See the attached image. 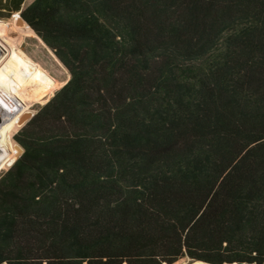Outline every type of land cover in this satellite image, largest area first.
<instances>
[{
    "label": "trees",
    "instance_id": "obj_1",
    "mask_svg": "<svg viewBox=\"0 0 264 264\" xmlns=\"http://www.w3.org/2000/svg\"><path fill=\"white\" fill-rule=\"evenodd\" d=\"M24 1L71 78L0 177V264H264V0Z\"/></svg>",
    "mask_w": 264,
    "mask_h": 264
},
{
    "label": "rangeland",
    "instance_id": "obj_2",
    "mask_svg": "<svg viewBox=\"0 0 264 264\" xmlns=\"http://www.w3.org/2000/svg\"><path fill=\"white\" fill-rule=\"evenodd\" d=\"M34 0H25L21 9ZM6 1H3L5 4ZM0 33L10 38L17 51L18 58L7 71L6 66L0 71V87L10 96L16 106L28 109L30 116L22 114L0 88V98L4 116H0V137L5 143L0 144V177L6 174L23 155L24 149L18 141L19 132L38 113V111L70 80L68 69L60 62L54 51L21 20V11H9L0 5ZM1 36V35H0ZM14 40V41H13ZM6 52V51H5ZM29 56V57H27ZM36 63H35V62ZM37 63L50 69L59 82ZM23 64L24 68H23ZM18 72V74L16 73ZM4 118V119H2ZM4 122L2 123V121ZM192 262L183 258L175 264ZM205 264V263H194Z\"/></svg>",
    "mask_w": 264,
    "mask_h": 264
},
{
    "label": "bare ground",
    "instance_id": "obj_3",
    "mask_svg": "<svg viewBox=\"0 0 264 264\" xmlns=\"http://www.w3.org/2000/svg\"><path fill=\"white\" fill-rule=\"evenodd\" d=\"M0 71L16 56L17 51L12 40L3 33H0ZM14 41V40H13ZM6 51V52H5ZM2 107L0 106V113Z\"/></svg>",
    "mask_w": 264,
    "mask_h": 264
},
{
    "label": "water",
    "instance_id": "obj_4",
    "mask_svg": "<svg viewBox=\"0 0 264 264\" xmlns=\"http://www.w3.org/2000/svg\"><path fill=\"white\" fill-rule=\"evenodd\" d=\"M20 18H21V20L22 21H24L25 22V20L22 18V16H21V13H20ZM26 23V22H25ZM27 24V23H26ZM28 25V24H27ZM29 26V25H28ZM191 261H199V260H194V259H190ZM202 262H204V261H202ZM207 263V262H206ZM208 264H210V263H208Z\"/></svg>",
    "mask_w": 264,
    "mask_h": 264
}]
</instances>
